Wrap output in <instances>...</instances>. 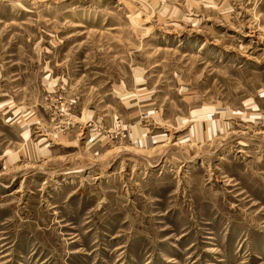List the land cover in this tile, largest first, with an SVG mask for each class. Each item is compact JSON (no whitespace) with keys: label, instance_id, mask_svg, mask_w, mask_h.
<instances>
[{"label":"rangeland","instance_id":"rangeland-1","mask_svg":"<svg viewBox=\"0 0 264 264\" xmlns=\"http://www.w3.org/2000/svg\"><path fill=\"white\" fill-rule=\"evenodd\" d=\"M0 264H264V0H0Z\"/></svg>","mask_w":264,"mask_h":264}]
</instances>
